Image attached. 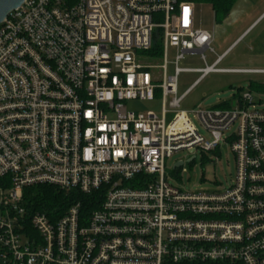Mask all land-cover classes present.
I'll use <instances>...</instances> for the list:
<instances>
[{"label":"built area","instance_id":"obj_1","mask_svg":"<svg viewBox=\"0 0 264 264\" xmlns=\"http://www.w3.org/2000/svg\"><path fill=\"white\" fill-rule=\"evenodd\" d=\"M213 43V34L196 28L192 0H27L6 18L2 264H264V110L250 94L231 108L182 110L211 74H264L219 69L228 53L208 65ZM191 55L206 67L181 68ZM184 72L200 79L179 97ZM157 95L160 114L137 108ZM222 145L237 165L227 189L192 193L168 181L175 154ZM40 185L101 203L93 211L74 204L61 218L32 212L24 193Z\"/></svg>","mask_w":264,"mask_h":264},{"label":"rangeland","instance_id":"obj_2","mask_svg":"<svg viewBox=\"0 0 264 264\" xmlns=\"http://www.w3.org/2000/svg\"><path fill=\"white\" fill-rule=\"evenodd\" d=\"M195 24L197 29L214 35L213 48L221 55L246 32L263 14L264 0H238L226 17H217L213 7L202 0H195ZM207 64L212 65L216 55L207 52ZM175 50H169L168 74L174 75ZM206 64L200 55L187 56L182 62L183 69H203ZM219 69L264 70V18H262L226 55ZM200 78L199 73L184 72L178 77V96L185 92ZM264 83V74L215 73L202 80L187 96L182 110L214 109L223 103L233 102L245 94H250L260 110H264V92L250 88L251 83ZM170 100V99H169ZM161 96L152 103H136L143 112L154 111L160 114ZM194 119V116L191 115ZM197 123V122H196ZM198 124V123H197ZM199 125V124H198ZM200 133L209 139L201 127ZM193 160L192 162H190ZM184 166L175 170L177 163ZM168 181L192 193H213L227 189L237 172L236 159L229 147L204 154L200 150L194 155L180 152L167 160Z\"/></svg>","mask_w":264,"mask_h":264},{"label":"trees","instance_id":"obj_3","mask_svg":"<svg viewBox=\"0 0 264 264\" xmlns=\"http://www.w3.org/2000/svg\"><path fill=\"white\" fill-rule=\"evenodd\" d=\"M193 2L195 0H192ZM213 7L217 17H226L238 0H202ZM159 39V38H158ZM156 39L153 55L159 57L161 54V41ZM250 88L264 92V83H251ZM232 102L223 103L217 109L231 108ZM96 196H87L79 192H67L50 185H40L25 190V205L32 212H41L49 217L61 218L74 204L83 203L88 211L98 208L101 201H95ZM0 264L2 262L0 261Z\"/></svg>","mask_w":264,"mask_h":264},{"label":"water","instance_id":"obj_4","mask_svg":"<svg viewBox=\"0 0 264 264\" xmlns=\"http://www.w3.org/2000/svg\"><path fill=\"white\" fill-rule=\"evenodd\" d=\"M27 0H0V25L14 11L20 9ZM183 163H179L175 168L181 167Z\"/></svg>","mask_w":264,"mask_h":264},{"label":"crops","instance_id":"obj_5","mask_svg":"<svg viewBox=\"0 0 264 264\" xmlns=\"http://www.w3.org/2000/svg\"><path fill=\"white\" fill-rule=\"evenodd\" d=\"M264 15V14H263ZM263 15L261 16V17H263ZM261 17L257 20L258 22H259V20H261ZM256 21V22H257ZM251 28V27H250ZM250 28L246 31V32H244L239 38H238V40L235 42V43H233L227 50H225L221 55H217V53H216V51H215V55H216V57L218 58V57H220V56H223V55H225L226 53H229V51L250 31ZM207 31V30H206ZM215 50V49H214ZM217 58H216V60H217ZM225 59V58H224ZM223 59V60H224ZM216 60H215V62H216ZM214 62V63H215ZM223 62V61H222ZM221 62V63H222ZM213 63V64H214ZM239 70H250V69H239ZM200 79V78H199ZM199 79L194 83V85L199 81ZM204 80V79H203ZM194 85H192V86H194ZM191 86V87H192ZM193 160H191L190 162H192ZM180 163V162H179ZM179 163H177L176 164V166L177 165H179ZM175 166V167H176Z\"/></svg>","mask_w":264,"mask_h":264}]
</instances>
